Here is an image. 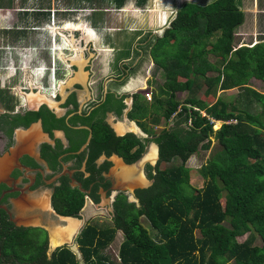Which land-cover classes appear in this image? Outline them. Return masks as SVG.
<instances>
[{
    "label": "flooded vegetation",
    "instance_id": "af4514ba",
    "mask_svg": "<svg viewBox=\"0 0 264 264\" xmlns=\"http://www.w3.org/2000/svg\"><path fill=\"white\" fill-rule=\"evenodd\" d=\"M80 13L32 27L15 25L16 16L1 27L12 43L0 44V264L27 263L8 252L14 241L40 245L49 259L71 250L85 264L88 226L114 225L125 207H141L148 187H127L126 167L139 173L142 165L147 179L157 174L148 22L94 27ZM157 146L158 160L148 161ZM95 217L112 224L90 222Z\"/></svg>",
    "mask_w": 264,
    "mask_h": 264
},
{
    "label": "trees",
    "instance_id": "16d2710c",
    "mask_svg": "<svg viewBox=\"0 0 264 264\" xmlns=\"http://www.w3.org/2000/svg\"><path fill=\"white\" fill-rule=\"evenodd\" d=\"M244 20L241 0L187 2L156 38L151 56L166 81L151 104L153 119L173 125L157 138L159 167L153 185L141 191V207H125L114 225H90L84 232L85 264H113L105 249L118 228L124 233L120 264H264V93L249 85L252 78L264 81V40L236 46ZM233 88L243 90L237 100L217 96ZM179 91H188L183 102ZM211 118L224 121L219 130ZM212 134L220 148L200 169L205 183L196 188L186 163L200 147L211 148ZM176 158L179 164L161 167ZM33 247L14 241L8 252L26 264H80L71 250L49 259L40 245Z\"/></svg>",
    "mask_w": 264,
    "mask_h": 264
},
{
    "label": "crops",
    "instance_id": "0c3cea01",
    "mask_svg": "<svg viewBox=\"0 0 264 264\" xmlns=\"http://www.w3.org/2000/svg\"><path fill=\"white\" fill-rule=\"evenodd\" d=\"M173 1H179V4L192 2L205 5L213 0H186L185 3H181L184 0H145V2L143 0H15L16 7H13L17 9L16 11L11 7L12 5L7 4L8 0H1L0 17L11 21L10 18L17 16L15 25L32 27L35 24L48 23L52 17L55 22L67 23L75 19L76 11H80V14L84 13L87 17L85 19L89 22H86L93 26H103L102 24L107 22L113 28L122 24L132 28L142 19L146 22V17L147 22L157 26L163 24L162 17L165 22L172 15L171 13L174 11L172 6L174 7L177 3L173 4ZM170 5L172 6L167 8ZM84 9L88 11H84ZM241 9L245 14V20L238 28L242 30L240 31L241 36L243 37L242 34L246 35V33L264 34V0H241ZM23 10L24 16L21 13ZM54 10L55 14L52 12ZM18 12L21 14L18 15ZM10 26L12 23L7 27ZM42 35H45V31H41ZM260 40H264V38Z\"/></svg>",
    "mask_w": 264,
    "mask_h": 264
},
{
    "label": "rangeland",
    "instance_id": "374dc122",
    "mask_svg": "<svg viewBox=\"0 0 264 264\" xmlns=\"http://www.w3.org/2000/svg\"><path fill=\"white\" fill-rule=\"evenodd\" d=\"M192 1V0H189ZM177 1H173V4L176 3ZM186 0H184L181 3H185ZM183 4H179V1L174 5V7L172 5L167 6L173 8V12L171 13L172 17L169 18L168 20L165 21V23L162 24H158L153 25L152 23L148 22V94L152 92V96L154 93L159 94L160 93V89L159 87L162 86L165 81H166V72L163 68L157 66L153 60L151 59L152 57L150 56L151 54V47L153 45V43H155L156 38L159 36H163L164 31L167 27H169L171 24V21L174 19V16L176 17L177 15V10H179L181 8ZM148 18H150V16L148 15ZM7 19V18H6ZM11 19V18H10ZM146 22H147V17L145 18ZM12 21V20H11ZM11 21H7L4 20V17H0V44L3 43H12L11 42V38L8 37V35L2 36L4 33V29H1L2 26L5 25H10ZM144 20L142 19V21H138V24L140 22H143ZM114 26V25H113ZM155 26V27H153ZM240 31H242L241 29L236 32L235 37H236V46L242 45V44H249V45H253L255 43H257L261 38L264 37V34H242L243 37L240 34ZM151 34V35H150ZM150 53V54H149ZM210 60L213 62H217L219 61V59L214 56V55H210L209 56ZM211 74H215V73H210ZM144 78V77H142ZM249 85L251 87H253L254 89L264 93V81L256 79V78H252L250 80ZM206 89V86L203 85V87L198 91L197 96L199 97H203V93L204 90ZM243 93V90L241 88H233L231 90H219L217 92V96H221L222 98H224L226 101H234L237 100L238 96ZM188 96V91H179L177 92V99L181 102H183L186 97ZM150 100L148 97V128L150 129V131H152V133H157L160 132L162 129H164L165 127L168 126V120H166L165 117H161L160 118V122L158 124H156V122L154 121V117H156V113H152L153 108L152 105L150 106ZM257 112L261 111V105L259 104L257 106V109L255 110ZM221 122H218L215 126H213V129L215 131L219 130L221 128ZM210 139H212V145L211 148L206 150L200 147L199 151L195 154H193L188 162L186 163V165L190 168L191 172V178H190V184L196 188H201L204 183H205V179L204 177L201 175L200 173V169L202 168V166L207 162V160L211 157V155L215 152V150L220 148V145L218 143L217 138L215 137V134H212V136L210 137ZM181 162L180 159H175L174 161L170 162V163H163L161 165V167H166V166H171L172 164H179ZM142 223L148 228V220L144 217H142ZM90 222H95V223H100L102 224V222L105 223H111V220L109 218H102V217H95L93 219H90ZM197 235L199 236V232H197ZM245 238H247V234L244 236L239 237L240 241H243ZM123 240V233L121 231H119L117 233L116 239L111 243V245L109 247H107L105 249V253L108 254L110 256V258L113 261V264H120V260H119V246L121 241ZM257 244L261 245L262 241L261 239L257 240ZM80 255V254H79Z\"/></svg>",
    "mask_w": 264,
    "mask_h": 264
},
{
    "label": "water",
    "instance_id": "95a60500",
    "mask_svg": "<svg viewBox=\"0 0 264 264\" xmlns=\"http://www.w3.org/2000/svg\"><path fill=\"white\" fill-rule=\"evenodd\" d=\"M151 156L153 157L151 158ZM158 158H159V148L157 146L154 151H150V153L148 154V161L152 159L158 160ZM136 169H138L136 166L126 167L125 169L126 175L123 178L124 184H126L127 187L131 183H133L132 186H136V187L145 188V187L152 186L155 179H149V178L147 179L146 177H144L143 171H142V165H140L139 173H137ZM133 173L137 175L138 177H133Z\"/></svg>",
    "mask_w": 264,
    "mask_h": 264
},
{
    "label": "built area",
    "instance_id": "2783aa9c",
    "mask_svg": "<svg viewBox=\"0 0 264 264\" xmlns=\"http://www.w3.org/2000/svg\"><path fill=\"white\" fill-rule=\"evenodd\" d=\"M148 97L150 98L151 97V95L150 94H148ZM224 121H221V125H222V123H223ZM228 122H236V120H233V121H228ZM211 123L213 124V126H215L216 124H217V121H216V119H214V118H211Z\"/></svg>",
    "mask_w": 264,
    "mask_h": 264
},
{
    "label": "clouds",
    "instance_id": "9594fccd",
    "mask_svg": "<svg viewBox=\"0 0 264 264\" xmlns=\"http://www.w3.org/2000/svg\"><path fill=\"white\" fill-rule=\"evenodd\" d=\"M149 94L152 95V93H149ZM149 99H151V97H150ZM202 113H205V112L202 111ZM210 121H211V120H210ZM216 121H217V123H218V122H221V121H223V120H216ZM223 123H224V122H223ZM223 123H222V124H223ZM221 126H222V125H221Z\"/></svg>",
    "mask_w": 264,
    "mask_h": 264
},
{
    "label": "bare ground",
    "instance_id": "6f19581e",
    "mask_svg": "<svg viewBox=\"0 0 264 264\" xmlns=\"http://www.w3.org/2000/svg\"><path fill=\"white\" fill-rule=\"evenodd\" d=\"M149 13V12H148Z\"/></svg>",
    "mask_w": 264,
    "mask_h": 264
}]
</instances>
